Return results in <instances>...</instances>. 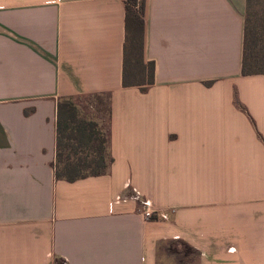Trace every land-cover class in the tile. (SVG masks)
<instances>
[{
	"label": "crops",
	"instance_id": "0c3cea01",
	"mask_svg": "<svg viewBox=\"0 0 264 264\" xmlns=\"http://www.w3.org/2000/svg\"><path fill=\"white\" fill-rule=\"evenodd\" d=\"M246 7L145 0L142 89L122 85L124 0H0V264H264V75L241 73ZM93 94L110 96L112 161L57 179V102Z\"/></svg>",
	"mask_w": 264,
	"mask_h": 264
},
{
	"label": "trees",
	"instance_id": "16d2710c",
	"mask_svg": "<svg viewBox=\"0 0 264 264\" xmlns=\"http://www.w3.org/2000/svg\"><path fill=\"white\" fill-rule=\"evenodd\" d=\"M125 5V45L123 63V86H139L145 89L154 82L153 62H145L143 57L144 29H145V0H124ZM250 27L247 14L245 15L244 49L242 52V75L263 74L259 69L256 54L250 46ZM136 54L135 61L141 67L142 80L129 79L135 61L131 62L130 54ZM146 74V78H145ZM104 98V102L100 99ZM109 94H93L88 96L61 97L57 102L56 120V162L55 176L65 181H75L88 176L104 174L109 167L112 157L109 153ZM87 98V104L85 101ZM93 99L92 103H88ZM94 102V103H93ZM85 104V105H84ZM106 105L107 126L104 131L94 120L79 118L82 108L97 109ZM184 254L193 252V248L182 243ZM54 264H67L61 257L54 258Z\"/></svg>",
	"mask_w": 264,
	"mask_h": 264
},
{
	"label": "rangeland",
	"instance_id": "374dc122",
	"mask_svg": "<svg viewBox=\"0 0 264 264\" xmlns=\"http://www.w3.org/2000/svg\"><path fill=\"white\" fill-rule=\"evenodd\" d=\"M246 14L249 19V27L251 31L249 37L250 46L253 49L252 53L256 54L255 56L257 57L259 69L264 70V0H247ZM130 58L131 62L135 61L136 54L131 52ZM131 67L132 72L129 76V79L136 81L142 80L139 62L135 61L134 66L132 63ZM104 98L105 97H101L100 99L104 102ZM89 100L91 101L88 103H92L93 99L89 98ZM85 101L87 104V98H85ZM106 115V105H99L98 109L96 106L94 108H87L84 106L78 117L82 118L83 120H94L98 127L104 131L107 126ZM178 247L182 249V245H179Z\"/></svg>",
	"mask_w": 264,
	"mask_h": 264
},
{
	"label": "built area",
	"instance_id": "2783aa9c",
	"mask_svg": "<svg viewBox=\"0 0 264 264\" xmlns=\"http://www.w3.org/2000/svg\"><path fill=\"white\" fill-rule=\"evenodd\" d=\"M134 198L137 199L138 198V194H135L134 195ZM149 204L150 203H149L148 200L147 201L146 200H143L142 205L144 207V210L141 213L144 215L145 218L152 219L153 216H154V213L151 211Z\"/></svg>",
	"mask_w": 264,
	"mask_h": 264
}]
</instances>
